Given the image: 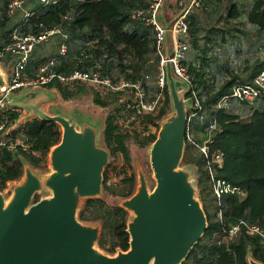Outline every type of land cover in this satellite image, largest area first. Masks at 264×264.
<instances>
[{"label":"trees","instance_id":"1","mask_svg":"<svg viewBox=\"0 0 264 264\" xmlns=\"http://www.w3.org/2000/svg\"><path fill=\"white\" fill-rule=\"evenodd\" d=\"M9 1L0 0V48L11 40L14 30L19 34L51 27L61 30L53 36L60 39L54 53H49L48 57L39 53L32 55L26 68L30 75L48 58H54L49 68L63 74L76 68L86 70L98 66L101 74L113 81H140L148 99H157L153 110L138 112L133 88L113 90L105 85L80 80H53L42 87L58 91L64 99L88 96L90 104L101 109L103 139L111 156H114V160L103 170L102 187L114 196L128 198L134 193L136 185L130 144L141 148L151 145L161 120L171 108L167 78L161 90L155 83L158 57L154 52L153 31L148 25L130 17L131 9L143 7L145 1L63 0L45 7L37 5L35 14L28 20L7 15ZM182 9L179 0H165L166 14L175 16ZM239 12L233 0H200V5L193 6L186 15L192 35L191 45L194 48L199 46L200 28L207 32L223 31V34L242 32L232 22ZM220 18L224 20L222 25L217 23ZM246 20L255 30L264 31V0H252ZM204 36L203 40L212 44L215 42L206 38V34ZM61 44L65 45L63 54L59 53ZM204 49L205 45L201 48L202 57ZM189 59L193 87L199 99L204 92L205 97L201 101L207 108L219 96L230 92L234 82H251L264 68V59H256L243 74L231 72L218 85L209 87L201 65L197 67ZM150 74L153 80L147 83L145 75L149 77ZM191 96L190 91L185 95L186 98ZM259 103L244 117L226 110L216 112L219 128L214 145L224 153V164L218 169L216 177L240 187L245 192L243 196L224 193L219 204L211 190L201 155H193V146L185 143L181 163L196 168V185L207 227L181 264H249V258L264 264V239L261 236L247 233L241 228L237 235L226 237L228 227L239 219L264 229V97L259 99ZM18 118L19 110L9 103L0 112V120L5 123L1 132L5 135L0 139V191L6 188L8 181L17 180L23 175L25 164L36 168L45 163L51 147L61 137L59 124L37 116L24 119L10 129ZM117 164L123 167V175L113 180L110 174ZM39 198L36 193L33 201ZM219 209L223 211L222 220L217 215ZM80 218L85 222L100 221L98 242L108 250L129 248L126 228L130 216L124 207L109 203L100 196L87 198Z\"/></svg>","mask_w":264,"mask_h":264},{"label":"water","instance_id":"2","mask_svg":"<svg viewBox=\"0 0 264 264\" xmlns=\"http://www.w3.org/2000/svg\"><path fill=\"white\" fill-rule=\"evenodd\" d=\"M165 68L173 113L160 123L150 145L155 185L149 190L140 172L136 191L119 204L132 216L126 228L129 248L115 255L94 246L99 225L84 224L76 217L81 198L99 197L102 192L108 152L96 144V128L85 123L78 130L65 116L41 110L39 101L47 95L41 91H26L28 101L19 103L8 97L11 105L59 124L61 137L49 151L52 170L44 180L26 164L24 179L13 187L10 198L5 200L0 191V264L182 263L204 233L207 218L189 172L179 166L185 143L186 89H179L168 62ZM7 81L0 65V88ZM42 186L50 189V196L33 201Z\"/></svg>","mask_w":264,"mask_h":264},{"label":"built area","instance_id":"3","mask_svg":"<svg viewBox=\"0 0 264 264\" xmlns=\"http://www.w3.org/2000/svg\"><path fill=\"white\" fill-rule=\"evenodd\" d=\"M61 1L63 0H10L7 4L6 14L9 16L14 15L18 11L22 20H28L35 14L37 5L45 7ZM144 1L145 5L143 7L131 9L130 17L148 25L153 31L154 52L158 57L155 83L160 90L163 88L166 80L165 66L168 62L173 77L185 86L184 96L188 91L192 93L191 98L185 97L188 103L186 104L185 143L187 142L193 146V155L196 153L201 155L211 190L219 204L224 193H236L243 196L245 192L240 187L232 186L224 179L216 177L218 169L224 164L223 151L214 145V138L219 128L216 112L217 110L229 108L232 100L238 101L235 104L238 107L239 103L252 104L264 97V68L253 77L251 82H234L231 85L230 92L219 96L211 105L208 113L207 107L201 101L203 98L199 99L196 95L198 92L193 87V75L188 66L192 35L186 15L193 6L200 5V0H189L188 2L179 0V4L183 6L182 12L170 19L166 18L164 11L165 0ZM60 32L59 27L44 28L37 32L23 34H19L14 30L11 40L0 48V60L5 59L7 67L10 68L8 81L3 88H0V112L9 103L8 97L13 91L43 87L53 80L90 81L98 85H105L113 90L133 88L137 111H151L154 109L157 99H148L140 81L131 82L127 79L113 81L109 77L103 76L98 70V66L86 70L76 68L68 74H63L49 68L53 64L54 58H48L33 75H30L26 68L32 58V52L37 45L47 42ZM64 51L65 45L61 44L59 53L63 54ZM195 64L199 67L200 62L198 59ZM145 78H148V75H145ZM4 127V121L0 120V132L4 130ZM217 215L222 220V209L217 211ZM241 228H244L247 233L257 234L264 239V229L245 219H239L237 222L232 223L226 230V237L230 238L237 235Z\"/></svg>","mask_w":264,"mask_h":264},{"label":"rangeland","instance_id":"4","mask_svg":"<svg viewBox=\"0 0 264 264\" xmlns=\"http://www.w3.org/2000/svg\"><path fill=\"white\" fill-rule=\"evenodd\" d=\"M233 1L239 7L240 12H239V16L233 19L232 22L236 24L237 27L241 28L242 32L233 31L230 34L228 33L223 34L224 33L223 31H219V33L214 30H212V32L211 31L207 32L206 29L203 30L202 28H200V32L198 35H200L201 38L199 39L198 44L201 48L205 45L204 56L202 57L203 52H201V48L199 46L198 47L196 46V48H194L191 45V50L189 52V58L193 60L194 65L197 59L200 62L203 76L205 78L207 86L209 87L212 85H218L222 80L228 78L231 72L243 74L244 71H246V69L249 68L256 59H258L259 61L264 59V31L260 32L255 30L246 20V14L247 11L249 10L252 0H233ZM218 10H219L218 12H220V8ZM18 13L19 12L17 11L16 14H14L15 15L14 17L19 18L20 16ZM171 17L172 16L167 13L166 18L170 19ZM217 23L222 25L224 23L223 18L217 20ZM205 34H206V38H210L215 42L212 44L211 42H207L203 40ZM223 36H225V40L222 41ZM58 40L60 39L59 38L55 39L53 37L47 42L41 43V45L40 44L37 45V47L34 50L35 52L32 55H36V53H39L41 54L40 56L48 57L49 53H54V51L58 49L57 48L59 42ZM153 58L154 57H152L150 61H152ZM201 58H203V60ZM4 60L2 61L4 62ZM152 80H153L152 75L150 74L147 83H149V81L151 82ZM182 88H185V86L181 83L179 89ZM26 90L27 89L15 90L12 93H10L9 96L14 102L17 103L28 101L25 98ZM28 90H32V89H28ZM35 90L47 94L44 99H41L39 101V107L41 110L50 114H61L65 116L67 119L73 121L75 128L78 130L81 129L83 124L85 123L96 128V139H95L96 144L99 147L106 149L108 152L107 165L114 160V156H111L110 149L105 145L103 139L102 111L100 108L94 107V105L90 104L88 96L64 99L56 90L53 91L50 90L49 88H42V87L35 88L34 91ZM204 97H205L204 92H202L201 98ZM236 103H238L237 100H232L231 105L229 106V108L226 109V111L235 113L243 117L250 114V112H252L260 104L259 99L258 101H255V103L252 104L239 103L238 107L235 106ZM210 107L211 106L207 108L208 113L210 112L209 111ZM17 109L19 110V118L16 124L13 125L10 129L15 128L20 121L24 119H31L32 117L36 116L35 114H32L28 108L19 106L17 107ZM172 113H173V108L171 103V108L167 116ZM164 119H162L161 122ZM4 135H5L4 133L1 134L0 132V139H2ZM149 149H150V145L141 148L134 144H130L132 165L136 175L135 191L137 189V186L139 185L140 172L143 174L149 190H151L155 185V179L149 161ZM179 166L189 172V179L195 187V197L201 202L198 195V188L196 185V175H197L196 168L193 165L182 164L181 162ZM30 169L41 180H44L45 177L52 170L49 160V153L47 155V160L45 163H43L40 167H36V168L30 167ZM110 175L113 180L119 179L123 175V167L120 164L113 166ZM23 179H24V173L19 179L11 180L7 182L6 188L1 191V193L4 195L5 200L10 198L13 191V187L21 183ZM37 194L39 195L40 198L47 197L50 196L51 191L47 187L42 186L40 190H38ZM100 197H102L105 201L112 204H121V202L124 200V198L114 196L112 193H110L107 189H104L103 187H102V192L100 193ZM86 200L87 198H81L79 200L76 217L79 221H81L84 224L99 225L101 232L100 221L92 220L89 222H85L80 218L82 207L84 206ZM129 216L130 217L132 216L131 211H129ZM99 236L94 242V246L100 252L107 255H115L117 251L120 250V249H115L113 251L108 250L106 246H103L98 242Z\"/></svg>","mask_w":264,"mask_h":264},{"label":"crops","instance_id":"5","mask_svg":"<svg viewBox=\"0 0 264 264\" xmlns=\"http://www.w3.org/2000/svg\"><path fill=\"white\" fill-rule=\"evenodd\" d=\"M184 2H188L189 0H183ZM166 14V13H165ZM167 15V14H166ZM174 16V15H173ZM172 16V17H173ZM33 57V56H32ZM6 61H2V62H0V65L6 70V72H7V74L9 73V70H10V68H8L7 67V64H4ZM32 90H34V89H32ZM26 91H29V90H26ZM251 113V112H250Z\"/></svg>","mask_w":264,"mask_h":264}]
</instances>
